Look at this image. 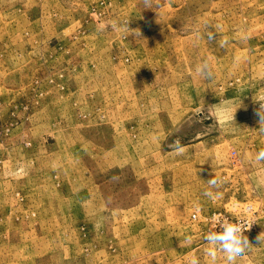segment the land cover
Segmentation results:
<instances>
[{
	"label": "rangeland",
	"instance_id": "rangeland-1",
	"mask_svg": "<svg viewBox=\"0 0 264 264\" xmlns=\"http://www.w3.org/2000/svg\"><path fill=\"white\" fill-rule=\"evenodd\" d=\"M260 109L264 0H0V264H264Z\"/></svg>",
	"mask_w": 264,
	"mask_h": 264
},
{
	"label": "clouds",
	"instance_id": "clouds-1",
	"mask_svg": "<svg viewBox=\"0 0 264 264\" xmlns=\"http://www.w3.org/2000/svg\"><path fill=\"white\" fill-rule=\"evenodd\" d=\"M207 28L208 25H205ZM136 35V33H134ZM141 35V33H139ZM200 32L197 30V37H200ZM206 38L211 41L214 38V33L211 30H208L206 33ZM226 43V41H225ZM223 46V44H221ZM196 71L204 77H211L212 76V69L211 65L207 61H203L197 66ZM260 116V131L264 132V110L260 109L259 111ZM178 152L183 151V147L179 144V141L176 142ZM255 161L261 162L264 161V149L259 150L255 154ZM219 178L216 176H212L210 179L207 180V183L212 186L216 187L219 184ZM208 196H212L213 193L209 190L205 193ZM220 231H209L205 236L204 239L212 246L209 249L210 255L215 258L217 250L223 252L225 254V259L228 264H234L238 257L244 255L246 250L250 247L249 239L246 235H244L245 227L241 222H228L222 223L220 225ZM261 241V235L258 237ZM190 264H199V259L197 257H192L190 260Z\"/></svg>",
	"mask_w": 264,
	"mask_h": 264
}]
</instances>
